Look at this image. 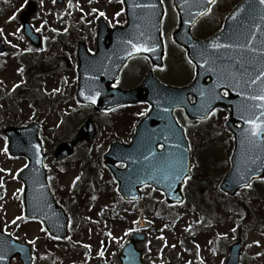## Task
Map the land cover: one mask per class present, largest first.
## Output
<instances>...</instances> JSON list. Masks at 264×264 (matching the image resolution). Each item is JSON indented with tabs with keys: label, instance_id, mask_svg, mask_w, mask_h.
Segmentation results:
<instances>
[{
	"label": "rangeland",
	"instance_id": "rangeland-1",
	"mask_svg": "<svg viewBox=\"0 0 264 264\" xmlns=\"http://www.w3.org/2000/svg\"><path fill=\"white\" fill-rule=\"evenodd\" d=\"M163 2L168 57L161 67L163 70L152 64L148 68H154L156 76L165 83L185 85L192 80L195 68L188 64L186 52L181 54L173 39L172 33L179 19L172 0ZM221 2L216 9L228 12L230 4L224 0ZM93 9L106 15L101 17ZM117 12L121 15L117 16ZM24 18L35 31L43 25L41 31H36L40 37L39 45L33 44L25 35ZM101 19L110 27L125 25L127 15L124 4L120 0H71V6L68 0H57L55 4L53 0H43V4L41 0H0V29H3L0 41L5 47L2 53H6L0 55V66H3L0 68V168L11 170L2 171L5 186L0 188V197H3L0 199L3 205L0 209L2 228L7 224L8 233H13L22 241L36 240L35 246L31 245L34 250H45L50 236L42 231L45 227L40 221H18L19 226L11 223L16 216L24 214L23 195L16 191L23 187V183L14 177L24 168L26 159L3 152L7 143L3 129L8 125L21 126L37 121L42 126V138L45 136L48 141L46 149L50 150L53 145L67 139L75 126L78 128L83 124L91 110H82V103L73 102V98L67 96L69 90L73 93L74 82L77 81L79 42H83L90 52H96ZM212 22L210 17L201 20L194 27V35L207 38L215 33L208 35L207 32L211 30ZM23 52L24 63L28 67L25 77L18 73L22 65L14 59ZM133 63L134 66L129 68L130 64L121 73L120 85L123 87L138 85L148 69L136 78L133 72L137 67ZM16 84L19 87L13 91ZM26 92L32 97H28V101L25 99ZM15 100L22 102V109L11 106ZM71 108L74 113L67 116ZM149 109L147 103H139L116 113L98 111L99 114L93 117L98 129L93 143H81L75 156L66 161H56L53 156L47 158L49 176L53 175L56 182L53 188L56 199L66 209L70 208L71 199L79 195V189L75 191L73 187L77 176L81 177L77 183L85 182L90 186V199L84 204L83 211L71 216L67 236L70 239H63L65 245L56 247V253L48 255L47 264H121L123 247L134 231L146 234V239L137 245L143 251L142 259L146 263L189 264L191 261V264H226L230 246L238 237L243 244L241 264L243 259L246 264H264V192L255 185L229 196L220 188L222 177L202 180L197 174L184 185L185 200L182 203L168 204L165 195L151 185L142 187L140 201L132 204L123 199L118 183L105 163L104 154L115 140L128 144L132 135L128 131L134 123L132 115L137 117ZM220 109L228 114L230 112L228 108ZM176 116L186 130L192 152L203 155L202 146L213 137L216 142L207 144L204 151L218 156L215 159L220 173L228 171L232 151L228 145L231 142L233 145V136L225 120L226 113L220 111L212 120L211 117L206 121H197L183 109H178ZM124 121H127V126ZM198 163L193 158L192 165ZM117 166L124 168L126 164L121 162ZM21 195L22 199L18 198ZM254 201L259 202L263 214L254 209ZM245 215L247 221L243 219ZM129 229L133 231L129 232ZM109 232L117 239L108 236ZM85 245H91V248ZM101 249L104 256L98 254Z\"/></svg>",
	"mask_w": 264,
	"mask_h": 264
},
{
	"label": "water",
	"instance_id": "water-1",
	"mask_svg": "<svg viewBox=\"0 0 264 264\" xmlns=\"http://www.w3.org/2000/svg\"><path fill=\"white\" fill-rule=\"evenodd\" d=\"M125 3L128 16L127 26L110 30L101 21L98 33V51L94 54H90L85 45L80 43L77 95L81 101L89 103L80 95V92L82 90L86 92L99 91L101 95L98 97L97 103L93 104L97 110L140 101L150 103L151 111L139 122L131 144L114 143L105 155V159L118 179L120 190L126 199L141 198L139 188L145 183H151L166 192L170 203L178 200L182 201V183L175 184L173 189L169 191L166 182L157 185L147 178L146 173L151 171L152 165L156 161L149 163V161L144 160V156L147 155L149 147H152L158 156L161 152L177 151L175 145L179 143L180 148L178 151L183 153L185 164L190 165L191 152L188 140L184 129L174 124L176 119L174 109L177 107L184 108L190 117L197 118L196 109L200 106L202 99L199 96V89L210 86L216 80V75L210 72L206 73L203 68L197 66L196 78L190 85L174 87L161 83L150 71L139 87L127 90L111 88L110 84L115 82L121 68L129 59L126 55V52L131 51V47L126 43L129 39H132L134 43H146L149 47L158 43L160 46L155 51L134 53L133 56L148 55L154 64H163L164 45L160 33L164 8L161 1L125 0ZM174 3L180 5L182 0H174ZM133 4L155 5V7L133 8ZM176 8L180 14L181 23L178 30L174 33V37L178 43L187 49L189 56L194 54L193 45L203 47L217 38L220 43H231L234 40L242 39V34L251 27L253 20L259 23L260 15L264 14L261 6L258 5V0H244L229 14L220 33L208 40L201 41L192 36V26L185 23L189 18L187 13L181 7ZM238 10L242 11L239 12L237 19H231L232 15ZM192 11L195 13L196 9ZM194 18L197 21L200 17ZM25 31L35 43H38L28 24H25ZM141 33H143V36H141ZM257 38L258 40L261 39L259 34H257ZM2 50L3 48L0 46V52ZM143 91L146 92V95H143ZM190 95L194 96V102L191 101ZM241 100L242 97L237 92H232L228 98L216 101L214 104L215 107L222 104L231 108L228 124L234 132L236 142L232 155V168L221 185L222 189L230 194L236 193L242 187V184L237 183L240 172L252 176V180H254L255 176L253 169L264 174V153L257 152L256 154H259L261 159L256 160L253 164L249 161V157L252 156L254 158V153L246 144H241L243 139L242 129L246 127L239 119L237 111V106ZM166 108L171 109V111L165 112L164 109ZM237 122L241 123V125H236ZM170 125L175 128V136L166 142L163 139V135L168 133ZM39 132L40 127L35 122L23 127L9 126L4 130V133L9 138L10 152L16 156H26L29 160L28 167L20 174L21 179L25 182L24 202L26 215L29 217L36 216L44 221L47 228L55 236L65 237L68 233V215L62 207L56 204L48 184L44 167L45 155L42 152L43 146L38 137ZM96 133L95 124L89 118L79 130V135L75 140L63 142L57 146L55 150L56 158L64 159L69 157L74 153V146L78 141L88 139L92 142ZM165 143V149L161 150L158 145ZM36 144L41 145L39 154H37L35 149ZM120 161L127 163L125 169H118L115 166L114 162ZM188 171L191 174L190 168ZM145 237L144 234L138 233L132 236L131 242L125 246L121 255L122 264H146L141 260V250L136 248V240L142 241ZM0 241L15 244V247L10 252L9 261L0 262V264H10L12 258L16 255L21 257L24 264H28V256L31 252L29 246L4 233L1 230V223ZM240 247V243L232 246L227 264H239Z\"/></svg>",
	"mask_w": 264,
	"mask_h": 264
},
{
	"label": "snow or ice",
	"instance_id": "snow-or-ice-1",
	"mask_svg": "<svg viewBox=\"0 0 264 264\" xmlns=\"http://www.w3.org/2000/svg\"><path fill=\"white\" fill-rule=\"evenodd\" d=\"M56 2L57 0H53V4ZM68 3L69 6H71V0H68ZM120 3L124 4L125 0H120ZM161 3H163V0H161ZM216 3L217 0H182L180 5L174 3L173 7H181L189 17L185 23L194 26L196 23L194 17L210 15L213 11L212 6ZM41 4H43V0H41ZM258 5L261 6V10L264 11V0H258ZM144 7L154 8L155 5L133 4V8ZM193 9H196L195 13H193ZM80 11L83 12V9L81 8ZM92 11L98 12L101 17L106 15L103 11H99L98 9H93ZM240 11L242 10H238L234 13L231 19L236 20ZM116 15L120 16L121 13L117 12ZM259 20V23H256L253 20L251 27L242 34V39L234 40L231 43H220L217 38L203 47L193 45L194 54L187 58L188 64L193 68L200 66L206 73L210 72L216 75V80L210 86L199 89V96L202 98L200 106L196 109L197 119L199 121H206L215 116L221 110L214 106L215 102L228 98L230 93L237 92L239 96L242 97L240 104L237 106L239 119L244 125H246V127H243L242 129L243 139L241 144H246L254 153V158L252 156L249 157V161L253 164L256 160L261 159V156L256 153H264V14L260 15ZM42 27L43 25L41 28H37L36 31H41ZM54 31L56 30L54 29ZM64 31L67 32V29H64ZM2 33L3 29H0V34ZM160 34L163 36V31H161ZM257 34H259L261 39L258 40ZM141 36H143V33H141ZM7 43L12 44L11 41H7ZM126 43L131 47V51L126 52V55L129 58H131L134 53L153 52L160 46L157 43L149 47L146 43H134L132 39L127 40ZM13 47L18 46L13 45ZM26 51H32V49H26ZM0 55H6V53H0ZM145 59H147V57H145ZM156 67L163 70L159 65ZM18 71L22 72L23 69H18ZM18 87V84L13 85L12 90L15 91ZM53 91H59V89H54ZM80 95L89 103L95 104L101 93L95 90H92L91 92L82 90ZM106 111L111 112L113 109L109 108ZM164 111L170 112L171 109L166 108ZM146 114V112L139 113L141 116ZM225 120H228V116H225ZM174 124L179 125V119H175ZM174 136L175 128L170 125L169 131L167 134L163 135V139L167 142ZM5 140L7 141V137H5ZM158 147L163 150L166 147V143L159 144ZM175 148L177 151H171L168 153L161 152L158 156L156 151L152 147H149L147 149V155L144 156V160L149 161V163L156 161V163L152 165L151 171L146 173L147 178L157 185L166 182L169 191L173 189L175 184L182 183L186 185L188 180L191 179L188 171L190 165L185 164L183 153L178 151L180 148L179 143L175 145ZM35 149L37 154H39L41 145L36 144ZM3 152L6 154L8 153L7 143L3 148ZM23 167L27 168L28 164H25ZM45 167H47V165H45ZM0 171L11 172V170L4 169H0ZM252 171L255 172L254 179L264 182V174L257 172L255 169ZM14 178L18 179L19 177L16 176ZM80 179V176L75 178L73 181V187L76 186V182ZM252 179V176L240 172L237 183L242 184L244 188L251 189L253 187ZM4 187L3 180L0 179V188ZM145 187H149V185L145 183ZM16 191L23 194L25 189L21 187ZM18 198L22 199V195ZM0 199H3V197H0ZM178 202L181 201L178 200ZM2 208L3 205L0 204V209ZM29 219L35 220L37 217H29L26 214H21L16 216L11 223L19 226L17 224L18 221H27ZM40 223L43 224L44 221H40ZM3 231L9 236L14 235L13 233H8L7 224L4 225ZM42 231L47 233L50 237L52 236V233L49 232L47 228H43ZM128 231L131 232L133 230L129 229ZM233 231H235V229H233ZM107 235L113 239H117V237H114L111 232ZM125 235H127V233H125ZM54 238L60 239L61 237L56 236ZM65 238L70 239V237ZM16 239L18 240L19 237H16ZM256 243L259 242L257 241ZM28 244L35 246L36 240H29ZM14 247L15 244H10L7 241H0V262L9 261L10 252ZM85 247L90 249L91 245H85ZM98 254L104 256V250L101 249ZM36 259L35 252H30L28 256V264H35ZM189 264H191V261H189Z\"/></svg>",
	"mask_w": 264,
	"mask_h": 264
},
{
	"label": "trees",
	"instance_id": "trees-1",
	"mask_svg": "<svg viewBox=\"0 0 264 264\" xmlns=\"http://www.w3.org/2000/svg\"><path fill=\"white\" fill-rule=\"evenodd\" d=\"M226 3L230 4V6H231L232 3H233V0H230V1L226 2ZM217 5H218V3H217ZM217 5H216V7H217ZM220 5L221 4H219L218 6L220 7ZM215 10H216V12H215ZM215 10L213 11V15L215 14L216 21L221 22L223 20V18H224L225 12L223 10H220V9L219 10L215 9ZM142 61H143V65L141 66V69L144 70L148 66L149 62L145 58H142ZM141 74H142V71L139 72V76H141ZM211 141H216V140L212 137L206 143L209 144V143H211ZM204 145H206V144H204ZM229 147L231 148V145ZM201 152H202L203 155H201V153H198V154L196 153L195 157L199 161V163H198L199 166L196 168V172L199 174V176L202 178V180L203 179L206 180L208 178H214L216 175H217L216 177H219V176L221 177L225 171L223 173H220L218 171L219 167L217 165L213 164V162L216 163V161H217L215 159V157H211V156L208 157L207 153H204V148H202ZM216 171H218L219 174ZM260 187L264 190V183L261 184ZM218 200H216V202ZM219 202L221 203L220 200H219Z\"/></svg>",
	"mask_w": 264,
	"mask_h": 264
},
{
	"label": "flooded vegetation",
	"instance_id": "flooded-vegetation-1",
	"mask_svg": "<svg viewBox=\"0 0 264 264\" xmlns=\"http://www.w3.org/2000/svg\"><path fill=\"white\" fill-rule=\"evenodd\" d=\"M15 264V263H14ZM17 264H20L19 262H17Z\"/></svg>",
	"mask_w": 264,
	"mask_h": 264
}]
</instances>
